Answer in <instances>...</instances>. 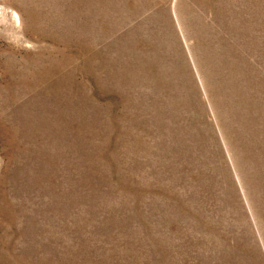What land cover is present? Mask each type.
<instances>
[{
	"label": "rangeland",
	"instance_id": "obj_1",
	"mask_svg": "<svg viewBox=\"0 0 264 264\" xmlns=\"http://www.w3.org/2000/svg\"><path fill=\"white\" fill-rule=\"evenodd\" d=\"M0 264H264V0H0Z\"/></svg>",
	"mask_w": 264,
	"mask_h": 264
}]
</instances>
